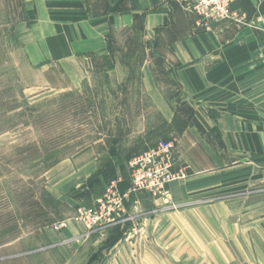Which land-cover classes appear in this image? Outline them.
<instances>
[{
    "label": "rangeland",
    "instance_id": "obj_1",
    "mask_svg": "<svg viewBox=\"0 0 264 264\" xmlns=\"http://www.w3.org/2000/svg\"><path fill=\"white\" fill-rule=\"evenodd\" d=\"M27 1L0 0V264H249L237 245L264 215V206L254 207L264 201V159L230 165L219 132L192 121L175 64L155 54L196 16H180L157 45L139 33L118 37L128 41L114 48L122 84L110 86L102 71L73 83L58 63L28 59ZM79 66L85 73L87 61ZM169 141L163 193L134 190V166L153 167L137 157L150 153L154 164V147ZM202 145L219 164L195 155ZM209 168L213 179L199 175L194 193L190 172ZM102 174L106 184L94 180ZM111 182L119 202L102 207ZM179 183L187 184L175 197L169 187ZM90 187L95 198H87Z\"/></svg>",
    "mask_w": 264,
    "mask_h": 264
},
{
    "label": "crops",
    "instance_id": "obj_2",
    "mask_svg": "<svg viewBox=\"0 0 264 264\" xmlns=\"http://www.w3.org/2000/svg\"><path fill=\"white\" fill-rule=\"evenodd\" d=\"M231 8L247 22L212 24L200 31L193 19L185 26L183 37L172 38L166 51H155L165 62L175 64L172 75L182 100L194 109L204 129L219 132L222 153L232 161L230 165L252 157L264 159V0H237ZM26 12L21 40L31 62L58 63L73 83L83 81L89 71H102L110 86L122 84L126 77L118 68L121 60L114 48L128 41L118 37L139 33L140 42L157 45L175 27L176 19L193 16L170 0H28ZM81 59L87 61L85 73L79 66ZM147 90L152 92L153 87L147 86ZM159 109L164 111L160 103ZM167 116L163 120L169 124L172 117ZM193 132L189 128L185 133ZM199 148L195 155H205L211 166L219 164L220 156L214 150ZM181 153L178 160L183 165ZM210 170L190 172L194 193L203 178L199 175L213 179ZM106 179L102 174L94 180L106 184ZM123 183L125 188L126 181ZM186 184L171 185L169 191L176 197ZM95 197L90 187L87 198ZM254 205L262 208L264 201ZM246 232L238 252L249 264H264V215Z\"/></svg>",
    "mask_w": 264,
    "mask_h": 264
},
{
    "label": "built area",
    "instance_id": "obj_3",
    "mask_svg": "<svg viewBox=\"0 0 264 264\" xmlns=\"http://www.w3.org/2000/svg\"><path fill=\"white\" fill-rule=\"evenodd\" d=\"M181 8L196 16V28H203L208 30L212 23H220L223 21H230L229 23L240 24L244 16H239L237 12L231 11V3L234 0H174ZM243 15V14H242ZM155 150H160L161 153L156 155V159L152 164L151 154L145 156H138L137 160L142 161L145 165H153L149 170L146 166L135 165L132 170V184L134 190L144 191L146 193H163L162 188L171 176L168 173L171 161L173 160L174 143L169 141L162 142L159 146L154 147ZM162 149V150H161ZM164 169V170H162ZM116 186L113 182L106 187L104 199L100 202L102 207L106 204H118L119 195L115 191ZM111 197V198H110ZM106 198V199H105ZM105 204V205H104ZM111 214V213H110Z\"/></svg>",
    "mask_w": 264,
    "mask_h": 264
},
{
    "label": "trees",
    "instance_id": "obj_4",
    "mask_svg": "<svg viewBox=\"0 0 264 264\" xmlns=\"http://www.w3.org/2000/svg\"><path fill=\"white\" fill-rule=\"evenodd\" d=\"M158 60H159V62L163 65V61H164L163 57L159 56V57H158ZM187 108H188V110H189V112H190V117H192V121L196 122V119H195L194 114H193V113H194L193 108H192L191 106H189V105H188ZM184 124H185V125H188V124H187V121H185Z\"/></svg>",
    "mask_w": 264,
    "mask_h": 264
}]
</instances>
